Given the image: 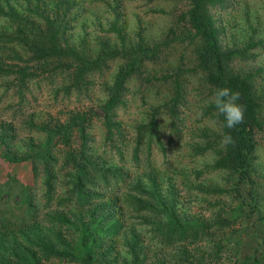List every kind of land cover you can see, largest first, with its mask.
I'll return each instance as SVG.
<instances>
[{"label":"trees","instance_id":"obj_1","mask_svg":"<svg viewBox=\"0 0 264 264\" xmlns=\"http://www.w3.org/2000/svg\"><path fill=\"white\" fill-rule=\"evenodd\" d=\"M231 3L188 0L162 40L152 43L139 33L126 42L124 14L115 10L108 31L118 42L99 40L91 53L69 42L76 0H0V85L11 89L18 103L40 77L59 81L55 95L76 102L91 99L96 79L103 93L97 110L71 108L41 123L27 119L28 129L44 134L38 143L25 137L20 144L10 123L0 125V163L27 165L31 179L7 169L0 182V264H220L223 248L233 256L232 264H264V209L258 205L264 174L256 164L264 132V67L255 65L264 40L250 34L241 42L226 41L214 13ZM185 39L194 45L190 72L207 95L199 117L212 120L215 129L184 123L191 76L180 65L160 76L170 85L167 98L124 124L130 82L150 83L154 78L145 74L146 66L160 57L161 46ZM218 88L240 93L244 122L233 129L224 126L212 103ZM94 121L102 128L100 150L90 133ZM225 134L233 144L222 145ZM207 154L211 160L198 167L183 164ZM172 155H179L176 162ZM214 171L223 173L224 188L199 180ZM177 185L189 195L191 189L227 193L234 204L231 217L217 211L201 219L185 212ZM233 212L249 216L251 234H227Z\"/></svg>","mask_w":264,"mask_h":264},{"label":"rangeland","instance_id":"obj_2","mask_svg":"<svg viewBox=\"0 0 264 264\" xmlns=\"http://www.w3.org/2000/svg\"><path fill=\"white\" fill-rule=\"evenodd\" d=\"M76 2L79 9L77 10L76 19L69 23V42L76 47H82L84 51L87 49L88 52L92 53L97 48L99 40L107 39L110 42H118L115 39L114 32L108 31L109 22L115 18L116 11H122L124 14L126 42H133L137 33H139L145 41L152 43L162 40L173 16L186 6L188 0H76ZM116 2H118V6L114 7ZM214 17L218 23L225 27L224 36L227 42L231 40L241 42L250 34L253 39L260 38L264 40V0H233L231 6L227 9L216 11ZM161 49L160 57L155 62L148 64L145 71L147 76L153 77L155 80L151 79L149 83L148 81L143 82L141 79H135L128 85L126 107L121 114L122 121L126 125L133 124L135 120L142 117L144 110L149 105H155L166 99L170 92V85L163 83L160 76L173 72L176 66L180 65L182 70H186L182 71L183 74L188 75L190 73L191 76L184 95V123L187 128L206 126L213 129L215 125L212 120L208 118L200 119L199 117V108L203 105L204 98L207 95L193 72H190L194 60L193 43L186 39L184 41H170L167 45L161 46ZM256 52V67H264V47ZM117 63L111 65L108 74L104 76V81L110 80L117 68ZM260 79L264 85V69L261 71ZM100 80L96 79L94 82L91 99L80 100V102L74 101L73 98L63 97L61 92L55 95L54 89L59 85V81L56 80L50 81L40 77L39 81L32 86V91L26 94V100L24 98V101H20V103L17 102L18 97L11 89L5 90L0 85V125L10 123L13 126L16 140H20V144H22V138L25 137H30L35 143H38L42 141L44 134L28 129L25 121L30 119L34 123L45 122L51 117H61L63 112L71 108L85 109L93 107L97 110L95 104L102 99L103 95L102 86L99 85ZM142 92L144 93L143 100L140 97ZM262 113L264 115V111ZM90 133L95 146L100 150L102 128L99 122H93ZM256 156V164L264 174V132L258 138ZM175 158H179V155L177 157L172 155L170 159L176 162L178 159ZM211 158L212 155L210 154L205 155L204 158L195 157V162H190L186 158L183 160V164H186L185 166L189 168L198 167L203 162H209ZM7 169H10L11 174L20 179L31 180L27 165H12L9 167L8 164L3 165L0 163V182L5 179ZM165 170L168 171V169H163L161 172L165 173ZM167 175H170L169 172L165 173L164 176ZM223 176L222 172L214 171L199 177V180L202 178L205 183L212 181L213 184L224 188ZM39 181L40 178L37 177V187L35 188L37 194L40 192ZM261 181L263 183L259 188L258 198L260 201H258V205L261 209H264V175L261 177ZM162 186L164 187L165 183ZM177 186L180 209L185 212L197 215L201 219L209 217L217 211L221 212L224 217H231L230 209L231 206L233 209L234 204L227 193L212 194L191 189L189 195L185 190H179L181 187ZM232 215L234 216L231 225L232 230L226 229L227 234H251L250 232H253L254 225L251 227L249 216L242 218L236 212H233ZM262 229H264V226ZM145 234L150 233L146 232ZM199 245L205 246L202 243H199ZM226 249L223 248L219 252V255H221L220 264H232L233 256L230 251H225ZM208 260L209 258L206 261L208 262Z\"/></svg>","mask_w":264,"mask_h":264},{"label":"clouds","instance_id":"obj_3","mask_svg":"<svg viewBox=\"0 0 264 264\" xmlns=\"http://www.w3.org/2000/svg\"><path fill=\"white\" fill-rule=\"evenodd\" d=\"M240 93L233 92L229 88H218L212 98L216 110L224 117V126L233 129L244 122L245 107L238 103ZM222 145L233 144L234 140L230 134H225L221 140Z\"/></svg>","mask_w":264,"mask_h":264}]
</instances>
